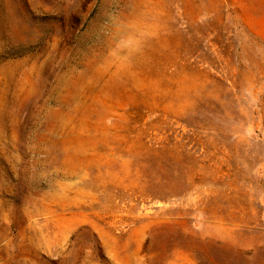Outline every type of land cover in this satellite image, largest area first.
I'll list each match as a JSON object with an SVG mask.
<instances>
[{"label":"rangeland","instance_id":"obj_1","mask_svg":"<svg viewBox=\"0 0 264 264\" xmlns=\"http://www.w3.org/2000/svg\"><path fill=\"white\" fill-rule=\"evenodd\" d=\"M0 264H264V0H0Z\"/></svg>","mask_w":264,"mask_h":264}]
</instances>
